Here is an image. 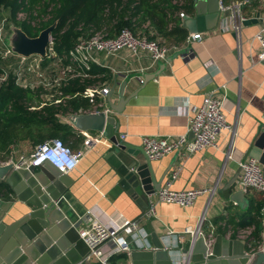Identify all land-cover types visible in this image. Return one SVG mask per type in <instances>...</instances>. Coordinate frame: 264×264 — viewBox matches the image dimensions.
I'll list each match as a JSON object with an SVG mask.
<instances>
[{"label":"crops","instance_id":"crops-1","mask_svg":"<svg viewBox=\"0 0 264 264\" xmlns=\"http://www.w3.org/2000/svg\"><path fill=\"white\" fill-rule=\"evenodd\" d=\"M262 14L264 0L258 7L249 2L243 8L246 21L239 38L234 33L207 34L221 24V16L213 29L203 31L191 25L195 13L185 15L180 18V25L187 33L186 39L200 33L203 35L202 40L187 42L185 39L175 46L163 43L168 49L167 56L156 63L147 55L138 57L125 50L110 56L95 54L94 66L102 73L95 76L97 82L90 88L108 89L103 99L97 98L99 111L105 109L99 106L106 104L107 96H110L113 105L121 104L120 113L111 114L117 120V127H114L117 139L123 136V142L142 149L141 139L144 136L184 135L193 109L202 105L209 91L223 86L228 106L234 105L230 113L226 114V121L233 127L234 135L224 131L215 147L184 158L172 153L157 161H150L155 180L161 188L180 169L177 178L170 184L171 190L198 189L207 192L187 208L175 204H157L155 217L142 219L144 209L119 187L117 174L105 161L110 141L99 134L82 132L68 125L69 132H59L56 138L51 139L62 140L74 154L80 155L75 170L67 174L72 184L62 197L60 206L76 227L88 211L101 220L109 219L120 225L140 219L149 236L155 234L160 239L165 238L166 245L176 249L173 256L177 264H183L186 259L183 251L189 247L190 231L198 230L208 235L212 231L211 227H214V236L238 239V223L245 211L229 198L238 191L235 184L239 167L227 160L226 155L235 149L246 157L259 122H263L264 61L260 59L258 43L253 40L260 25L258 17ZM146 27L147 24L143 26ZM124 82L126 86L121 97L119 92ZM94 108L91 106L88 111L92 112ZM66 116H59V122L69 124ZM87 139L95 140L89 148L84 146ZM15 155L13 151L11 162L17 164L21 156L16 160ZM245 197L249 202L256 203L254 196ZM0 199L3 202L0 220L11 223L20 217L22 213L19 208L22 205L14 195ZM112 248V244L108 243L103 250L108 252Z\"/></svg>","mask_w":264,"mask_h":264},{"label":"water","instance_id":"water-1","mask_svg":"<svg viewBox=\"0 0 264 264\" xmlns=\"http://www.w3.org/2000/svg\"><path fill=\"white\" fill-rule=\"evenodd\" d=\"M195 17L191 25L199 30H211L219 18V0H194ZM56 23L39 32L37 37H28L20 28L11 26V35L6 45L17 56L47 58L51 33ZM124 82L119 94L122 97ZM124 101V99H123ZM108 113L86 112L70 114L66 121L76 130L102 135L110 145L105 161L117 174L118 185L141 208L146 209L147 197L161 189L155 180L150 160L143 149L132 147L114 135L117 120L112 113H120L121 104L113 105L107 96ZM246 157L258 161L264 178V116L258 131L249 144ZM0 181H5L12 195L22 205V214L11 223L0 220V264H77L89 253L80 238L74 223L62 210L61 201L72 184L48 162L33 168L15 167L13 162L0 165ZM12 195L10 197H12ZM229 200L246 211L249 200L242 191H235ZM3 202L0 199V208ZM263 226L260 246L251 254L249 241L226 239L214 236L210 247L203 236H191L188 249L183 251V264H264V204L261 209ZM207 235V234H206ZM204 235V236H206ZM150 250L132 249L130 264H177L173 254L176 249L166 245V239L150 235Z\"/></svg>","mask_w":264,"mask_h":264},{"label":"built area","instance_id":"built-area-1","mask_svg":"<svg viewBox=\"0 0 264 264\" xmlns=\"http://www.w3.org/2000/svg\"><path fill=\"white\" fill-rule=\"evenodd\" d=\"M248 4V0L234 1L229 4L219 0V17L221 16L222 22L207 34L234 33L237 38H239L242 25L246 21L243 15V8ZM1 12L2 10H0V55L2 58L12 56L18 58V61L15 62V71H17V74L13 73L14 80L18 87L26 88L27 86L21 85L17 79L19 75L23 78L26 74H29L28 72L26 73V71L21 72L23 64L25 62L30 63L31 61L38 60V69L40 65L44 67V63L48 60L41 59L37 56L23 58L17 56L10 50L5 43V33L9 23L6 17L2 16ZM33 16H36V13H33ZM184 16L183 13L179 14V18H184ZM48 18L49 16L45 18L42 16L32 20L26 12H19L16 16L17 21L27 23L35 29L40 27L39 23L41 20L46 21ZM258 21L260 23L259 29L253 40L258 43L260 59L264 61V14L258 17ZM202 38L203 35L199 33L188 37L186 41H201ZM124 50L138 57L147 55L153 63L164 60L168 53V49L165 46L149 40L146 37L135 36L127 28L120 30L113 38L108 37L107 34L102 31L96 33L89 39L78 40L67 56L58 59L57 66L61 65V71L60 74H58L59 77L53 82L56 84L60 81L66 83L68 79H75L78 77L87 78L89 77L88 73L91 70L92 64L96 63L95 54L110 56ZM50 55L55 56L52 48V39H50L48 46L47 59L50 58ZM6 79L7 73L5 72L0 80L3 82ZM62 82L60 83L61 85H63ZM107 93L108 89L101 90L88 87L81 97L89 99V104L95 106L92 111L95 113L99 112L98 106H96L97 99L95 98L103 99ZM60 95L62 94L60 93ZM74 97H76V95ZM64 98L70 99L71 97L65 96ZM55 103L59 104L60 100H56ZM99 107L101 108L102 106L100 105ZM233 108V104L229 106L227 104L225 86L220 87V89L211 90L205 95L202 105L194 108L192 111L193 113L188 117L186 134L177 137L144 136L141 139L142 149L150 161H157L172 153L179 154L180 157L184 158L206 148L215 147L216 141L222 132L229 131L234 135L233 127L226 121V114L230 113ZM102 110L105 113L109 112L108 108ZM190 135L191 137H189ZM121 139H123V136ZM94 141L95 140L87 139L84 142V146L89 148ZM79 156L78 154H74L69 146L62 140L50 139L34 147L27 158L20 157L19 161L17 164L15 163L14 166L23 168L31 166L37 168L48 162L57 170L67 175L75 170ZM226 159L235 162L239 167V176L235 184L236 189L242 191L244 195L254 196L256 199L255 202L261 201L264 203V178L262 167L258 161L250 157H244L242 153L237 152L235 149H231V151L227 153ZM178 170L172 174L166 186L147 197V207L144 213H142V219H151L155 217L157 204H175L181 208H187L192 206L200 195L207 192V190L198 189L187 191L171 190L170 184L177 178ZM80 220V225L78 227L74 226L77 228L80 238L88 247L89 253L77 264H109V259L113 255L118 254H125L128 258V263L126 264H130L129 255L132 249H151L149 233L144 229L140 219L120 225L112 223L109 219L101 220L88 211ZM201 224L202 221H200L199 225ZM211 230V233L206 236L198 230L190 231V234L192 237L197 235L203 236L206 246L210 247L214 242V227H211ZM252 231L253 227L240 230L237 233V240L250 242L248 250H251V254L257 249L251 246L253 242L250 239ZM108 243H111L114 248L106 252L103 250V247Z\"/></svg>","mask_w":264,"mask_h":264},{"label":"trees","instance_id":"trees-1","mask_svg":"<svg viewBox=\"0 0 264 264\" xmlns=\"http://www.w3.org/2000/svg\"><path fill=\"white\" fill-rule=\"evenodd\" d=\"M222 1L229 4L244 0ZM249 2L255 6L258 0H249ZM0 10L4 12L2 16L6 17L11 26L20 28L30 38L37 37L39 32L56 23L51 33L52 48L56 57L62 59L68 55L78 40L89 39L102 31L113 38L124 28L129 29L135 36L146 37L155 42L159 40L158 43L161 45L163 43L179 45L187 37L185 29L180 25L179 14L194 15L195 2L194 0H0ZM19 12L28 13L32 20L42 16L49 18L46 21L41 20L40 27L35 29L27 23L16 20ZM33 13H36V16H33ZM146 24L147 27L143 28ZM45 60L54 59L45 58ZM0 61V73H5V67L15 65L18 58L14 56L2 58L0 55ZM99 73L102 71H98L92 64L89 77L68 79L62 85L61 97L70 96V99H65L63 104L55 106L46 104L43 107L41 100L34 99L33 93L18 87L13 73H8L7 79L0 83V126L4 128L0 130L1 149L7 144L3 136L10 138L4 130L14 125L25 126L28 133H38L39 136L33 142L36 146L52 137L56 138L59 132H69V124L60 123L59 116L91 110L89 99H84L81 95L97 82L95 76ZM96 102L98 103L97 100ZM12 194L6 182L0 181V198L8 199ZM263 204L261 201L249 202L244 217L238 223L239 230L253 227L250 239L254 248L260 244L262 229L260 211ZM127 259L125 254L113 255L109 259V264H125Z\"/></svg>","mask_w":264,"mask_h":264},{"label":"rangeland","instance_id":"rangeland-1","mask_svg":"<svg viewBox=\"0 0 264 264\" xmlns=\"http://www.w3.org/2000/svg\"><path fill=\"white\" fill-rule=\"evenodd\" d=\"M249 1V0H248ZM263 0H258V3L255 5V7H258L261 5V2ZM236 2V1H235ZM252 3V2H251ZM4 14L2 11L1 14ZM10 23L8 27L6 28L5 33V43L6 40L8 41L11 30H10ZM159 42V40H157ZM166 44V43H164ZM163 44V45H164ZM50 58L54 60H49L46 63H44V67H40L37 69L38 60L31 61L30 63H24L21 67V72L26 71L29 74H26L25 77L22 78L21 75L17 77L19 80V83L23 86H27L26 88H23L25 91H30L34 94V99L41 100L44 105H58L55 103L56 100H60L59 104H63L64 100L66 98H62L60 95V90L62 88V85L60 84L62 81L58 82L57 84L53 81L58 78V74H60L61 71V65H58V58L53 55H50ZM49 58V59H50ZM1 62V61H0ZM15 65L10 67H5V71L8 73H16L15 71ZM4 76V73H0V79ZM21 81V82H20ZM1 83V80H0ZM64 84V82H62ZM37 97V98H36ZM4 129L3 126H0V130ZM7 132V134L10 136H3V139L7 141L6 147L4 149H1L0 145V165L7 164L8 162H11L12 160V152H16V160L21 156L23 158H27L28 155L31 153V151L36 147V145H33L34 140L39 135L38 134H31L28 133L27 128L22 125H14L10 128H6L4 130V133ZM31 134V135H30ZM13 137V138H12ZM16 139V140H13Z\"/></svg>","mask_w":264,"mask_h":264}]
</instances>
